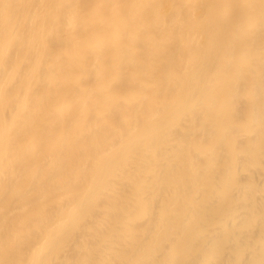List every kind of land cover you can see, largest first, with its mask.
Returning <instances> with one entry per match:
<instances>
[{"label": "bare ground", "instance_id": "bare-ground-1", "mask_svg": "<svg viewBox=\"0 0 264 264\" xmlns=\"http://www.w3.org/2000/svg\"><path fill=\"white\" fill-rule=\"evenodd\" d=\"M0 264H264V0H0Z\"/></svg>", "mask_w": 264, "mask_h": 264}]
</instances>
